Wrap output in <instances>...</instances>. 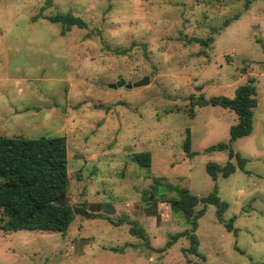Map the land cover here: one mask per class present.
Wrapping results in <instances>:
<instances>
[{"label":"rangeland","instance_id":"374dc122","mask_svg":"<svg viewBox=\"0 0 264 264\" xmlns=\"http://www.w3.org/2000/svg\"><path fill=\"white\" fill-rule=\"evenodd\" d=\"M66 12L87 26L62 34L46 18ZM188 37L212 40L203 46ZM263 62L264 0H0V135H64L68 204L91 213H75L64 233L0 228V264H264ZM249 77L258 100L253 128L231 143L248 172L212 179L206 163L223 164L228 154L205 149L228 142L236 115L203 105L189 117L187 98L233 97ZM187 129L192 157L182 148ZM142 151L149 167L133 159ZM154 178H162L157 187L199 197L216 185L236 234L207 204L195 230L205 259L184 251L185 236L163 249L189 225L158 197L175 195L166 187L147 204ZM108 203L115 211L104 215ZM120 217L136 220L148 241L128 222L110 221Z\"/></svg>","mask_w":264,"mask_h":264},{"label":"trees","instance_id":"16d2710c","mask_svg":"<svg viewBox=\"0 0 264 264\" xmlns=\"http://www.w3.org/2000/svg\"><path fill=\"white\" fill-rule=\"evenodd\" d=\"M250 0H245L248 6ZM51 22L61 24V33L70 30L72 26L85 28V20L72 14L55 13L46 16ZM237 16L227 18L222 22V27L228 25ZM212 37H188L186 41L198 42L206 46ZM117 53H124L126 49H114ZM264 67V62H263ZM188 115L194 116V108L203 105H217L228 108L236 115V121L229 128L228 142H218L210 145L205 151L225 150L228 159L219 164L207 162L205 169L215 179L218 175L223 177L233 173L236 168L245 172L247 159L238 151H235L231 143L239 137L249 135L253 128V113L257 106V89L252 77L246 82L238 85L233 97L222 94L205 97L203 93H192L188 96ZM182 142L183 151L188 157L195 152L191 150V137L189 130H186ZM234 158L236 163L230 159ZM133 159L143 167H149L151 156L148 151L135 153ZM162 178H154L153 189L161 183ZM69 177L67 171V150L66 138L64 135L24 137L21 135L2 136L0 135V228L4 230H49L60 233L66 232L73 220L74 214L67 201ZM170 192L175 195L158 197L164 198L171 210L178 213L185 224L189 225L183 231L173 233L165 242L163 249L171 246L179 237L185 236L188 240L187 248L184 251L205 259L198 251L199 240L195 233L198 225V218L204 213L207 204L215 206L216 219L226 230L236 234L233 226L234 216L224 218L228 204L217 194L216 185L213 190L205 196H197L189 191L187 187L165 184ZM149 194V192H146ZM201 207L195 210L197 204ZM99 217H106L102 213ZM95 216V214H93ZM113 224L123 222L129 223V232L145 242L148 241L145 229L136 221L126 217L117 220H110ZM187 264H201L198 261H188Z\"/></svg>","mask_w":264,"mask_h":264},{"label":"water","instance_id":"95a60500","mask_svg":"<svg viewBox=\"0 0 264 264\" xmlns=\"http://www.w3.org/2000/svg\"><path fill=\"white\" fill-rule=\"evenodd\" d=\"M119 84H122V80L119 82ZM165 190V186L164 185H159L156 190L154 192H150V195L148 196V200H147V204L150 203L153 195L156 194H160ZM115 209L113 208V206L108 203L104 209H103V214H111L114 213ZM72 214L78 213L80 215H83L85 217H90L91 213L89 211H87V209L84 207L82 202H78V204L76 205L75 209L71 211Z\"/></svg>","mask_w":264,"mask_h":264},{"label":"flooded vegetation","instance_id":"af4514ba","mask_svg":"<svg viewBox=\"0 0 264 264\" xmlns=\"http://www.w3.org/2000/svg\"><path fill=\"white\" fill-rule=\"evenodd\" d=\"M78 204V203H77ZM83 205H84V203H83ZM85 207V206H84Z\"/></svg>","mask_w":264,"mask_h":264}]
</instances>
